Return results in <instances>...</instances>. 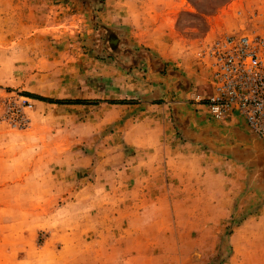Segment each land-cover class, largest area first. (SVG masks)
<instances>
[{
  "label": "rangeland",
  "instance_id": "rangeland-1",
  "mask_svg": "<svg viewBox=\"0 0 264 264\" xmlns=\"http://www.w3.org/2000/svg\"><path fill=\"white\" fill-rule=\"evenodd\" d=\"M184 2L189 9L178 14L164 46L178 52L179 61H164L143 44L131 43L126 26L106 25L99 13L103 0H0V264H78L80 254L70 248L96 245L90 238L108 221L79 218L110 208L119 193L115 188L125 176L118 172L128 167L133 149L126 139L131 112L119 105L141 100L134 87L143 83L134 81L133 70L143 81L145 58L147 77L153 80L157 69L163 74L164 100L182 140L193 138L228 154L250 186L264 183V141L225 140L226 131L212 124L196 128L204 111L220 121L205 103L213 91L205 51L221 34L264 25V0ZM30 94L97 102L60 104ZM84 182L88 188L81 195L77 188ZM171 194L165 191L164 197ZM71 197L86 202L65 208ZM167 201L149 207L143 221L122 222L130 237H120L115 246L133 252L130 264L231 263V236L244 215L207 222L203 206L180 201L170 211ZM154 209L163 220H155L160 214Z\"/></svg>",
  "mask_w": 264,
  "mask_h": 264
},
{
  "label": "crops",
  "instance_id": "crops-1",
  "mask_svg": "<svg viewBox=\"0 0 264 264\" xmlns=\"http://www.w3.org/2000/svg\"><path fill=\"white\" fill-rule=\"evenodd\" d=\"M102 6L99 13L103 22L108 26H119L123 30L126 26L131 33L128 37L131 43L143 44L150 48L151 56H155L154 53L157 52L156 56L164 61H179L178 52H170L164 46L170 44L167 42L172 36L178 14L181 10L189 9L184 0H103ZM146 60L147 58L143 59V81L138 77L141 72L133 70L134 81L143 83L134 87L138 90L134 96L141 97V100L128 106L119 105L120 109L131 112L127 121L126 139L133 146V152L128 157V167L118 172L119 177L125 176L119 182L118 188H115L119 193L112 196L113 203L110 208L105 205L103 210L97 209L96 212L89 213L94 217L88 219V214H84L79 218V222L99 218L108 222L102 224L100 229L94 231L95 235L91 236L90 239H96L93 242L96 245L71 247L70 253L80 254L78 264H130L134 258L133 252L115 246L120 237H130L129 234H123L125 226L122 222L129 223V226L139 219L143 221V213L149 207H158L161 204L164 206L165 199H168L170 211L171 205H178L180 201L187 207L203 206L204 219L207 222H226L233 215H244L231 236L235 256L229 264H264V183L250 186L244 170H239L233 161H228V154L206 149L196 144L193 138L182 140L175 122L172 121L171 108L167 107L164 100L167 88L162 84L163 74L157 69L153 72V80L151 76L147 77ZM204 112L203 121L196 128L204 129L212 124L226 131L223 135L225 140L227 137L245 144L249 140H260L250 132L241 116L220 122ZM251 145L254 146L255 143ZM63 184L68 186L71 183ZM87 188L84 182L77 189L79 194L84 195ZM95 191L99 192V189ZM165 191L173 192L171 198L164 197ZM122 194H127L128 197L121 198ZM79 202L84 205L86 201H77L71 197L64 205L65 208L77 206ZM97 203V206L103 205ZM125 207H128V211L122 212ZM108 209L111 212L107 214ZM163 211L164 209L161 210ZM189 211L192 212L193 209ZM154 212L155 215L160 214L158 210L154 209ZM189 216L191 221H197L195 216ZM163 218L160 214L155 220ZM99 238H109L111 244L109 245V239L102 241ZM94 254L97 258L95 261L91 257Z\"/></svg>",
  "mask_w": 264,
  "mask_h": 264
},
{
  "label": "built area",
  "instance_id": "built-area-1",
  "mask_svg": "<svg viewBox=\"0 0 264 264\" xmlns=\"http://www.w3.org/2000/svg\"><path fill=\"white\" fill-rule=\"evenodd\" d=\"M205 54L211 61L213 91L205 100L220 121L241 116L264 141V25L216 37Z\"/></svg>",
  "mask_w": 264,
  "mask_h": 264
},
{
  "label": "trees",
  "instance_id": "trees-1",
  "mask_svg": "<svg viewBox=\"0 0 264 264\" xmlns=\"http://www.w3.org/2000/svg\"><path fill=\"white\" fill-rule=\"evenodd\" d=\"M33 97H36L41 100H47L49 102L53 103H60V104H87V103H96L97 101L93 100H85V99H52V98H46L43 96L35 95V94H30ZM125 102V101H123ZM224 261V260H223Z\"/></svg>",
  "mask_w": 264,
  "mask_h": 264
}]
</instances>
